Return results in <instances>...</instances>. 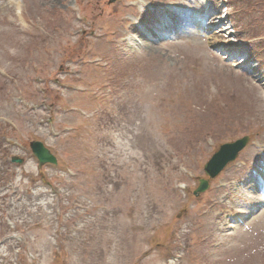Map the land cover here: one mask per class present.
Returning <instances> with one entry per match:
<instances>
[{
  "label": "rangeland",
  "instance_id": "1",
  "mask_svg": "<svg viewBox=\"0 0 264 264\" xmlns=\"http://www.w3.org/2000/svg\"><path fill=\"white\" fill-rule=\"evenodd\" d=\"M0 264H264V0H0Z\"/></svg>",
  "mask_w": 264,
  "mask_h": 264
},
{
  "label": "water",
  "instance_id": "2",
  "mask_svg": "<svg viewBox=\"0 0 264 264\" xmlns=\"http://www.w3.org/2000/svg\"><path fill=\"white\" fill-rule=\"evenodd\" d=\"M114 2L115 0H110ZM248 143V139L244 138L241 139L234 144H227L220 148L219 152L216 153L213 158L209 161V163L205 166V173L210 178H215L229 163L233 162L238 154L245 148ZM38 149L34 148L35 154H37L38 158L40 159L41 163H53L55 164L54 158H52L48 152L43 150L41 146H36ZM208 188L207 181H201V185L197 192L195 193H203Z\"/></svg>",
  "mask_w": 264,
  "mask_h": 264
},
{
  "label": "bare ground",
  "instance_id": "3",
  "mask_svg": "<svg viewBox=\"0 0 264 264\" xmlns=\"http://www.w3.org/2000/svg\"><path fill=\"white\" fill-rule=\"evenodd\" d=\"M178 27H180V28H179V32H183L182 29H183L184 27H182L181 25H179ZM218 37H221V36H218ZM138 38H139V37H138ZM133 42H136V43H138V44H139V43H146L144 40L141 39V37L139 38V40H138V39H136V40L134 39ZM228 46H229V44H228Z\"/></svg>",
  "mask_w": 264,
  "mask_h": 264
}]
</instances>
